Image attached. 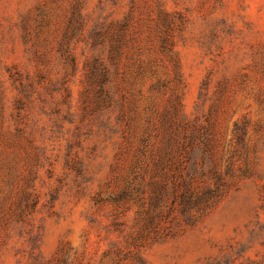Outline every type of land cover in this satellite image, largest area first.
I'll return each instance as SVG.
<instances>
[{
	"label": "rangeland",
	"instance_id": "1",
	"mask_svg": "<svg viewBox=\"0 0 264 264\" xmlns=\"http://www.w3.org/2000/svg\"><path fill=\"white\" fill-rule=\"evenodd\" d=\"M178 102L235 171L131 245L110 197ZM0 264H264V0H0Z\"/></svg>",
	"mask_w": 264,
	"mask_h": 264
},
{
	"label": "trees",
	"instance_id": "2",
	"mask_svg": "<svg viewBox=\"0 0 264 264\" xmlns=\"http://www.w3.org/2000/svg\"><path fill=\"white\" fill-rule=\"evenodd\" d=\"M99 66L90 68V76L95 75L96 69L99 71V92L110 99L109 87L103 86L108 80L109 68L106 64ZM98 98L94 97L95 108L100 106ZM161 124L163 142L158 147L132 148L124 187L110 197L116 205L121 201L124 204L130 200L137 202L133 221L125 232L131 245L158 236L161 230H170L181 221L194 222L226 192L229 187L226 176L232 175L236 167L230 159L225 174L218 171L212 147L195 141L197 127L180 112L179 102L165 110ZM124 210L116 208L114 217H121ZM115 220L126 228L123 220Z\"/></svg>",
	"mask_w": 264,
	"mask_h": 264
}]
</instances>
